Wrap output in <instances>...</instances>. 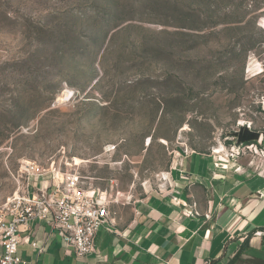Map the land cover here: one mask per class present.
<instances>
[{"label":"rangeland","instance_id":"obj_1","mask_svg":"<svg viewBox=\"0 0 264 264\" xmlns=\"http://www.w3.org/2000/svg\"><path fill=\"white\" fill-rule=\"evenodd\" d=\"M263 132L264 0H0V214L34 163L129 216L178 152L261 166Z\"/></svg>","mask_w":264,"mask_h":264},{"label":"crops","instance_id":"obj_2","mask_svg":"<svg viewBox=\"0 0 264 264\" xmlns=\"http://www.w3.org/2000/svg\"><path fill=\"white\" fill-rule=\"evenodd\" d=\"M259 141L264 147V132ZM219 152H178L165 182L129 216L113 210L86 256L47 221L20 225L23 264H264V168ZM43 183L51 184L50 173L30 177L29 192Z\"/></svg>","mask_w":264,"mask_h":264},{"label":"built area","instance_id":"obj_3","mask_svg":"<svg viewBox=\"0 0 264 264\" xmlns=\"http://www.w3.org/2000/svg\"><path fill=\"white\" fill-rule=\"evenodd\" d=\"M261 152L264 153V147L259 149L256 145L255 154L260 155ZM239 153H244V149ZM252 163L253 160L249 165ZM222 166L227 167V164ZM260 167L264 168V164ZM27 171L33 176L51 173V184L33 187L32 193L29 192V184L27 191L15 195L7 204V210L0 214V264H23L18 254L22 240L20 225L33 220L51 223L59 231L65 246L77 256L96 252V234L112 216L110 201L104 192L99 188H85L78 172L61 173L40 168L34 163L27 165ZM31 244L38 247L36 242Z\"/></svg>","mask_w":264,"mask_h":264},{"label":"trees","instance_id":"obj_4","mask_svg":"<svg viewBox=\"0 0 264 264\" xmlns=\"http://www.w3.org/2000/svg\"><path fill=\"white\" fill-rule=\"evenodd\" d=\"M246 137V136H245ZM242 138L243 142L247 140V142H251V141H254V136L252 134H250L249 136H247V138ZM252 143V142H251Z\"/></svg>","mask_w":264,"mask_h":264}]
</instances>
